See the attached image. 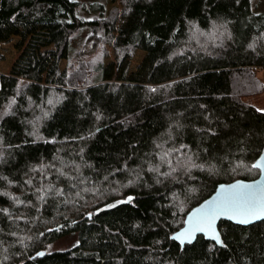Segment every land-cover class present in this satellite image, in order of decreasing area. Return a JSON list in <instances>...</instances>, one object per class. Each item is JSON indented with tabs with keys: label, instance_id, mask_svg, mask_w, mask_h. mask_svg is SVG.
<instances>
[{
	"label": "trees",
	"instance_id": "1",
	"mask_svg": "<svg viewBox=\"0 0 264 264\" xmlns=\"http://www.w3.org/2000/svg\"><path fill=\"white\" fill-rule=\"evenodd\" d=\"M257 1L0 0V43L27 41L0 72V264H264V219L221 220V246L171 236L259 174Z\"/></svg>",
	"mask_w": 264,
	"mask_h": 264
},
{
	"label": "water",
	"instance_id": "2",
	"mask_svg": "<svg viewBox=\"0 0 264 264\" xmlns=\"http://www.w3.org/2000/svg\"><path fill=\"white\" fill-rule=\"evenodd\" d=\"M260 165L258 168L259 174L253 179H242L238 178L230 182H223L217 184L214 191L204 198L201 202L193 206L185 215L183 224L180 228H178L171 236L172 238L178 242L181 246L184 244H188L193 242L197 236L202 235L205 239L213 241L216 245L221 246V239L219 235L218 230V223L221 220L230 221L237 225H250L255 222L261 221L264 219V215H261L258 218H249L248 223H240L239 217L233 216L230 212H219L215 216V220L212 224L211 230L204 228L203 230H195L194 225L196 223V219L194 218L190 221V216L194 213L196 209H200L203 207L204 212H207V210L212 207L215 208L217 205L220 204L221 200L224 199V197L230 196L232 193H239V192H248L254 194L261 204H264V145L261 149V152L258 156V158L255 161V165ZM233 185H240V186H251L248 188L244 187H236L233 188ZM203 213H201L202 215ZM186 230H188V234H185L180 237V239H175L174 237H177L181 233H185Z\"/></svg>",
	"mask_w": 264,
	"mask_h": 264
},
{
	"label": "rangeland",
	"instance_id": "3",
	"mask_svg": "<svg viewBox=\"0 0 264 264\" xmlns=\"http://www.w3.org/2000/svg\"><path fill=\"white\" fill-rule=\"evenodd\" d=\"M106 7L109 9L113 6H120V0H105ZM257 9L255 12L264 10V0H258L256 3ZM27 41H22L19 36L11 35L7 40L0 43V72L8 73L19 56ZM144 56V52L138 50L131 61L130 71L134 70L136 65L139 64ZM112 56L105 58V62L111 61ZM64 62L62 61V66ZM259 78L264 81V69L258 70ZM241 100L245 103L251 104L259 110H264V90L259 93L248 94L241 97ZM78 242V233L72 232L64 237H61L53 241L48 250H65L75 245Z\"/></svg>",
	"mask_w": 264,
	"mask_h": 264
},
{
	"label": "snow or ice",
	"instance_id": "4",
	"mask_svg": "<svg viewBox=\"0 0 264 264\" xmlns=\"http://www.w3.org/2000/svg\"><path fill=\"white\" fill-rule=\"evenodd\" d=\"M259 166L260 165L258 164L253 165V167ZM232 187L248 188L251 186L233 185ZM219 212H230L233 214V216L240 218V223H248L249 218H258L261 215H264V204H261L259 199L252 193H232L230 196L224 197L220 204L215 208L210 207L207 212H204L203 207L196 209L192 216H190V221L198 217L194 225L195 230H203L204 228L211 230L215 216ZM201 213L203 214L201 215ZM185 234H188V230L174 238L180 239V237Z\"/></svg>",
	"mask_w": 264,
	"mask_h": 264
}]
</instances>
